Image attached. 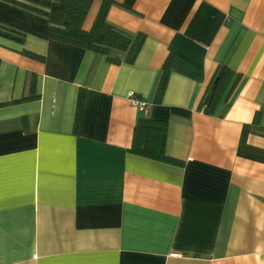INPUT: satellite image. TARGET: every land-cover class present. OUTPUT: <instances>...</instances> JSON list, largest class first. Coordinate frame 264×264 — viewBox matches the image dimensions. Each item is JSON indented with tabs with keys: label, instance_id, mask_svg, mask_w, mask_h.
Here are the masks:
<instances>
[{
	"label": "crops",
	"instance_id": "1",
	"mask_svg": "<svg viewBox=\"0 0 264 264\" xmlns=\"http://www.w3.org/2000/svg\"><path fill=\"white\" fill-rule=\"evenodd\" d=\"M106 20L144 35L134 62L0 36V264H264V0H114ZM218 66L240 77L206 113ZM142 117L166 121L176 162L130 151Z\"/></svg>",
	"mask_w": 264,
	"mask_h": 264
},
{
	"label": "trees",
	"instance_id": "2",
	"mask_svg": "<svg viewBox=\"0 0 264 264\" xmlns=\"http://www.w3.org/2000/svg\"><path fill=\"white\" fill-rule=\"evenodd\" d=\"M93 0H0V36L23 42L27 34L43 39H53L60 42L80 46L98 53L108 54L111 49L127 52L126 62H134L144 35L139 33L132 38L129 34L116 28L106 20L108 8L114 0H100L101 6L89 30L82 28V23ZM38 57L37 55L25 52ZM170 54L165 60L159 81L156 86L154 101L160 102L168 82ZM112 61L118 59L109 58ZM234 72L218 66L210 79L200 100V107L204 112L211 113L216 104L232 81ZM236 75L231 83V90L239 80ZM84 89H80L77 96L74 117V131H80L84 107ZM34 80L31 78L28 93L20 100L35 99ZM246 128L242 131V140L246 135ZM167 123L163 120L139 118L133 131L130 151L134 154L160 160L176 162L177 160L166 154Z\"/></svg>",
	"mask_w": 264,
	"mask_h": 264
},
{
	"label": "built area",
	"instance_id": "3",
	"mask_svg": "<svg viewBox=\"0 0 264 264\" xmlns=\"http://www.w3.org/2000/svg\"><path fill=\"white\" fill-rule=\"evenodd\" d=\"M127 97L132 105L138 107L139 109L147 110L149 104L136 93L130 92Z\"/></svg>",
	"mask_w": 264,
	"mask_h": 264
}]
</instances>
